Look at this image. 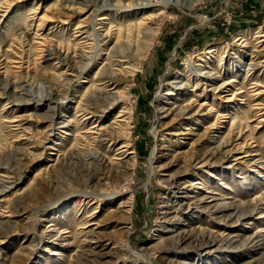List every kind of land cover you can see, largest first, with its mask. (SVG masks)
<instances>
[{
	"label": "rangeland",
	"instance_id": "obj_1",
	"mask_svg": "<svg viewBox=\"0 0 264 264\" xmlns=\"http://www.w3.org/2000/svg\"><path fill=\"white\" fill-rule=\"evenodd\" d=\"M0 264H264V0H0Z\"/></svg>",
	"mask_w": 264,
	"mask_h": 264
},
{
	"label": "bare ground",
	"instance_id": "obj_2",
	"mask_svg": "<svg viewBox=\"0 0 264 264\" xmlns=\"http://www.w3.org/2000/svg\"><path fill=\"white\" fill-rule=\"evenodd\" d=\"M149 3V2H148ZM157 4H162L161 2H159V3H157ZM139 6L138 7H146L147 5H150V4H138ZM153 16V14H149V16L148 17H152ZM158 27H156V28H154V29H151V28H147V29H145L144 30V33H143V36H144V39L145 40H147L146 41V44H145V46H144V51H143V53L142 54H140V56H139V58H137L136 59V61L139 63V61L140 60H142V57H144V55H145V53H147L148 52V47L151 45V43H152V40H153V37H155V35L158 33ZM97 47V46H96ZM213 51H209V53L208 54H210V53H212ZM114 54V53H113ZM200 62H204V61H200ZM196 66V70H195V78H194V80L195 81H200V78L202 77V76H204L205 74L203 73V70L200 68V67H202V65L201 64H197V65H195ZM137 66H135V68H136ZM197 67H198V69H197ZM121 71H119V73H120ZM127 77H131L133 74H132V71L131 70H128V71H126V73H124ZM179 75L181 76L182 74L181 73H179ZM97 103H98V106L103 110V112H105V111H108L110 108H111V106H112V103H111V99L109 98V97H100L99 99H97ZM129 154H132V151L131 152H129ZM124 182V181H123ZM100 197H102V198H104V200H107L108 202H111V203H113V202H115V198H116V196L112 193H103L102 195H100ZM94 198V197H93ZM60 203V202H59ZM58 203V204H59ZM57 205V204H56ZM49 227H51V224L49 225Z\"/></svg>",
	"mask_w": 264,
	"mask_h": 264
}]
</instances>
